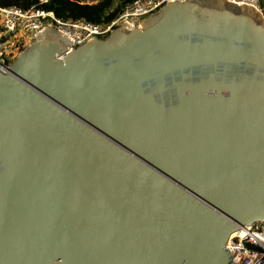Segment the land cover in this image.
I'll list each match as a JSON object with an SVG mask.
<instances>
[{
	"label": "water",
	"instance_id": "obj_1",
	"mask_svg": "<svg viewBox=\"0 0 264 264\" xmlns=\"http://www.w3.org/2000/svg\"><path fill=\"white\" fill-rule=\"evenodd\" d=\"M70 43L0 59V264H235L264 221L263 13L167 0Z\"/></svg>",
	"mask_w": 264,
	"mask_h": 264
},
{
	"label": "built area",
	"instance_id": "obj_2",
	"mask_svg": "<svg viewBox=\"0 0 264 264\" xmlns=\"http://www.w3.org/2000/svg\"><path fill=\"white\" fill-rule=\"evenodd\" d=\"M72 1L94 5L101 0ZM165 1L167 0H133L125 3L114 18L99 23L89 22L84 18H58L51 10L40 7L46 0H38L35 5L25 9L17 6L0 7V36L7 37V40L0 44L2 48H23L34 39L36 32L50 25L62 31L71 40L70 47H73L90 37L105 36L122 22L135 26L142 17L154 12ZM229 1L243 2L258 8V0ZM2 52L1 49L0 55ZM243 228L242 232L233 234L226 244V247L233 251L231 261L235 264H264V221Z\"/></svg>",
	"mask_w": 264,
	"mask_h": 264
},
{
	"label": "trees",
	"instance_id": "obj_3",
	"mask_svg": "<svg viewBox=\"0 0 264 264\" xmlns=\"http://www.w3.org/2000/svg\"><path fill=\"white\" fill-rule=\"evenodd\" d=\"M131 1L133 0H101L94 5H83L72 0H46L40 7L51 10L56 17L61 19L84 18L89 22L99 23L114 18L122 6ZM37 2L38 0H0V7L17 6L25 9L35 5ZM257 6L264 15V0H258ZM6 40V36H0V43ZM20 49L21 47L17 49V52ZM2 58L4 63L8 64L10 62L3 54ZM245 244L251 246L249 243Z\"/></svg>",
	"mask_w": 264,
	"mask_h": 264
},
{
	"label": "rangeland",
	"instance_id": "obj_4",
	"mask_svg": "<svg viewBox=\"0 0 264 264\" xmlns=\"http://www.w3.org/2000/svg\"><path fill=\"white\" fill-rule=\"evenodd\" d=\"M2 51H3L2 54L4 55V57L9 59V60H11L17 53L16 49H11V48L5 47V46L2 48ZM1 57H2V55H0V59L3 60V58H1ZM3 64L6 65V63H3Z\"/></svg>",
	"mask_w": 264,
	"mask_h": 264
},
{
	"label": "bare ground",
	"instance_id": "obj_5",
	"mask_svg": "<svg viewBox=\"0 0 264 264\" xmlns=\"http://www.w3.org/2000/svg\"><path fill=\"white\" fill-rule=\"evenodd\" d=\"M241 229H244V228L241 227V228H239V229L234 230V231L230 234V237H231L233 234H236V233H238V232H242L243 230H241Z\"/></svg>",
	"mask_w": 264,
	"mask_h": 264
}]
</instances>
